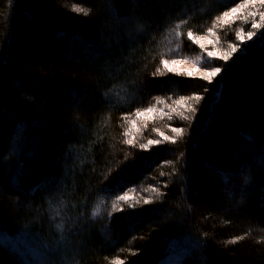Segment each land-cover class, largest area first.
I'll return each mask as SVG.
<instances>
[{
  "label": "trees",
  "instance_id": "16d2710c",
  "mask_svg": "<svg viewBox=\"0 0 264 264\" xmlns=\"http://www.w3.org/2000/svg\"><path fill=\"white\" fill-rule=\"evenodd\" d=\"M249 2L0 0V264H264Z\"/></svg>",
  "mask_w": 264,
  "mask_h": 264
},
{
  "label": "rangeland",
  "instance_id": "374dc122",
  "mask_svg": "<svg viewBox=\"0 0 264 264\" xmlns=\"http://www.w3.org/2000/svg\"><path fill=\"white\" fill-rule=\"evenodd\" d=\"M248 5L251 6V9L256 10L258 8H261L264 3H262L261 0H251ZM258 10H256L255 12H257ZM246 11L250 13L249 10ZM195 41L201 49L198 56H195L191 59L188 58L185 60L176 61L175 64L171 62L167 64V68L171 70L183 71L189 75L205 77L206 73L210 72L209 70H207V63L213 58L222 56L223 54L218 49V46L216 45L217 41L211 34L205 37H198ZM209 53H212V55L209 56Z\"/></svg>",
  "mask_w": 264,
  "mask_h": 264
},
{
  "label": "snow or ice",
  "instance_id": "6c2138e0",
  "mask_svg": "<svg viewBox=\"0 0 264 264\" xmlns=\"http://www.w3.org/2000/svg\"><path fill=\"white\" fill-rule=\"evenodd\" d=\"M261 2L264 3V0H261ZM235 10H236L235 8L232 9L233 12H235ZM78 11H79V10H78ZM227 15H229V13L225 12V16H227ZM252 27H253V28H259V25H258V24H253ZM248 35H249V38H251L252 35H253V33H252V32H249ZM189 36H191V33H189ZM232 51H233V52L236 51L235 47L232 48ZM211 55H212V53H209V56H211ZM164 63H165V67H167L168 61L166 60ZM173 63L175 64L176 61L174 60ZM220 70H221L220 67H216L215 70L210 71V72H207V73H206V76L209 77V78H210V77H214V76L217 75V73L220 72ZM195 99L199 100L200 97H199V96H196ZM149 111H152V109H149ZM179 130H180V129L173 128V131H179ZM129 143H131V142H129ZM152 143H153V141L150 140V141H149V144H152ZM120 199H121V200H126L127 197L121 196ZM145 203H148V201H145Z\"/></svg>",
  "mask_w": 264,
  "mask_h": 264
}]
</instances>
